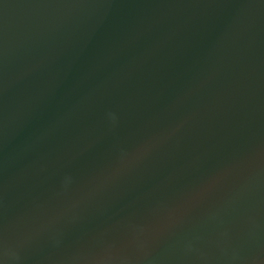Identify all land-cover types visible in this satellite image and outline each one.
Returning <instances> with one entry per match:
<instances>
[{
  "label": "water",
  "instance_id": "water-1",
  "mask_svg": "<svg viewBox=\"0 0 264 264\" xmlns=\"http://www.w3.org/2000/svg\"><path fill=\"white\" fill-rule=\"evenodd\" d=\"M2 264H264V0H0Z\"/></svg>",
  "mask_w": 264,
  "mask_h": 264
},
{
  "label": "clouds",
  "instance_id": "clouds-1",
  "mask_svg": "<svg viewBox=\"0 0 264 264\" xmlns=\"http://www.w3.org/2000/svg\"><path fill=\"white\" fill-rule=\"evenodd\" d=\"M0 264H2V262H0Z\"/></svg>",
  "mask_w": 264,
  "mask_h": 264
}]
</instances>
